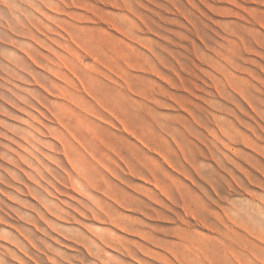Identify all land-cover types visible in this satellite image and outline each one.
<instances>
[{
	"label": "rangeland",
	"instance_id": "374dc122",
	"mask_svg": "<svg viewBox=\"0 0 264 264\" xmlns=\"http://www.w3.org/2000/svg\"><path fill=\"white\" fill-rule=\"evenodd\" d=\"M125 22L131 23V28ZM236 44L240 46L236 61L244 71L230 67L235 72L217 73V68L215 72V48L229 45L232 49ZM263 47L264 0H0V264H192L171 246L181 241L179 234L183 235L188 224L192 230L197 226V231L205 232L200 233L213 234L204 227V217L221 223L224 232L231 225L228 234H235L231 231L238 232L241 226L238 234L246 241L242 238L243 245L237 248L242 251L230 255L229 260L264 264ZM232 73L240 78H235V84L247 88L246 95L237 92L235 97H223L214 88L213 75L225 78ZM123 74L130 77L129 81ZM97 79L105 91L125 90L129 97L126 105L96 103ZM48 85L67 86L88 100L90 107L82 100L69 104L60 98L57 88L50 93L45 88ZM60 102L72 107L74 121L83 115L86 128L82 130L95 129L102 138L97 141V159L90 153L87 156L95 160L105 187L98 186L97 179L88 187L81 177L76 181L70 178V171L74 172L64 162V150L58 142L57 128L64 129L56 115ZM226 108L236 115L222 110ZM120 121L129 125L130 135L123 131ZM219 123L237 125L243 136L239 143H243L228 139ZM21 135L29 140H22ZM217 135L229 142L223 146ZM83 145L81 148L87 149L88 144ZM217 149L224 153H216ZM162 214L168 215L167 219ZM134 231L140 232L136 235ZM147 236L152 237L151 242Z\"/></svg>",
	"mask_w": 264,
	"mask_h": 264
},
{
	"label": "bare ground",
	"instance_id": "6f19581e",
	"mask_svg": "<svg viewBox=\"0 0 264 264\" xmlns=\"http://www.w3.org/2000/svg\"><path fill=\"white\" fill-rule=\"evenodd\" d=\"M169 1V0H168ZM189 21V20H188ZM126 23H129V22H125L124 23V25L126 26ZM130 24L131 23H129L128 25H129V27H130ZM253 25H255V24H253ZM132 27H133V25H131ZM221 27V26H220ZM219 27V28H220ZM131 28V27H130ZM195 28V27H194ZM226 28V27H225ZM28 29V28H27ZM127 29V28H126ZM221 30H222V28H221ZM227 30V29H226ZM229 32L230 33H235L236 31H233V30H229ZM225 33V32H224ZM242 34V33H241ZM258 34V33H257ZM198 35V34H197ZM203 35V34H202ZM217 36H219L218 34H216ZM204 36V35H203ZM221 36V35H220ZM261 36H262V34H261ZM222 37V36H221ZM252 37V36H251ZM71 38L73 39V40H75V41H77L74 37H72L71 36ZM237 38V37H236ZM229 40L231 39V38H228ZM254 39V38H253ZM222 40H224V39H222ZM250 40V39H249ZM255 40H256V38H255ZM206 41V40H205ZM233 41V40H232ZM237 41V40H236ZM74 42V41H73ZM219 42V41H218ZM226 42H227V40H226ZM229 43V42H228ZM227 43V44H228ZM236 43V42H235ZM234 43V44H235ZM248 43V42H247ZM255 43H256V41H255ZM217 44V43H216ZM77 45V44H76ZM218 45V44H217ZM248 45V44H247ZM79 46V45H78ZM227 46H229V45H227ZM227 46H223V45H220V47L219 48H215V51L217 50V53H215L216 55H217V57L218 58H216L217 60H215L214 59V57H213V61H212V63L214 64V66H215V69H214V71L216 70V68H217V73H220V72H222V71H228L229 72V69H230V67H232V68H234L235 70H237V71H241L242 72V70L244 69H242L241 68V66H240V64L236 61V59L239 57V51H238V49H240V46H239V44H236V46L234 45V47L236 48H228ZM244 46H245V44H244ZM84 47V49H85V46H83ZM243 47V46H242ZM261 47V46H260ZM225 48H227V49H225ZM244 48V47H243ZM242 48V49H243ZM253 48V47H252ZM264 48V47H263ZM195 49V48H194ZM194 49H192L193 50V52H194ZM88 50V49H87ZM244 50V49H243ZM211 51V50H210ZM246 51V50H245ZM254 51V50H253ZM261 52H262V50H260ZM264 51V50H263ZM192 52V51H191ZM250 52H252V51H250ZM255 52V51H254ZM254 52H252L253 54H254ZM204 53V52H203ZM246 53V52H245ZM251 53V54H252ZM193 54V53H192ZM241 54V53H240ZM194 55H195V53H194ZM203 55V54H202ZM257 55H258V53H257ZM256 55V56H257ZM72 56V55H71ZM108 56V55H107ZM116 57V56H115ZM114 57V58H115ZM128 57V56H127ZM130 57V56H129ZM197 57V56H196ZM209 57V56H208ZM259 57H262V56H259ZM74 58H75V55H74ZM78 58V56L75 58V59H77ZM118 58V57H117ZM198 58V57H197ZM240 58V57H239ZM258 58V57H257ZM119 59V58H118ZM118 59H116L118 62H119V60ZM131 59V58H130ZM243 59V58H242ZM261 59V58H260ZM92 61L94 60V59H91ZM114 60V62L116 61L115 59H113ZM113 60L111 59V61L113 62ZM121 61H122V58L120 59ZM125 60H128L127 58L125 59ZM196 60H198V59H196ZM240 60V59H239ZM244 60V59H243ZM116 61V62H117ZM124 61V60H123ZM200 61V60H199ZM94 62V61H93ZM113 62V63H114ZM127 62V61H126ZM130 62V61H129ZM202 62V61H201ZM200 62V63H201ZM245 62H247V61H245ZM244 62V63H245ZM248 63V62H247ZM67 64H68V62H67ZM111 64V66H112V63H110ZM118 63H116L115 64V66L117 65ZM204 64V63H203ZM69 65H70V63H69ZM103 65V64H102ZM119 65H120V63H119ZM123 65H124V62H123ZM210 64H208L207 66H209ZM252 65H253V63H252ZM255 65V64H254ZM253 65V66H254ZM65 66V65H64ZM105 66V65H104ZM110 66V67H111ZM118 66V65H117ZM258 66V65H257ZM256 66V67H257ZM69 67H74L73 65H70ZM113 67H114V64H113ZM120 67H122V66H119V68ZM190 67H192V66H190ZM211 67V66H210ZM209 67V68H210ZM258 67H260V66H258ZM257 67V68H258ZM61 68V67H60ZM75 68H76V66H75ZM74 68V69H75ZM107 68V67H106ZM105 68V69H106ZM115 68V67H114ZM118 68V67H117ZM232 68L230 69L232 72H235V71H233L232 70ZM261 68H262V66H261ZM109 69V68H108ZM122 69H123V67H122ZM190 69V68H189ZM197 69V68H196ZM212 69V68H211ZM264 69V68H263ZM70 69H68V71H69ZM120 70L121 69H119V72H120ZM126 69H124V71H125ZM205 70V69H204ZM247 70V69H246ZM260 70V69H259ZM262 70V69H261ZM107 71H109V70H107ZM110 71H112V70H110ZM123 71V70H122ZM123 71V72H124ZM244 71V70H243ZM70 72H71V70H70ZM113 72V71H112ZM192 72V71H191ZM216 72V71H215ZM240 72V73H241ZM246 72V71H245ZM248 72V71H247ZM246 72V73H247ZM263 72V71H262ZM108 73V72H107ZM121 73V72H120ZM128 74V71H125V73L124 74ZM213 72H211V74H212ZM231 73V72H230ZM250 73V72H249ZM113 74H115V72L113 73ZM123 74V75H124ZM189 74V73H188ZM204 74V73H203ZM238 74V73H237ZM248 74V73H247ZM64 76H66V74H63ZM62 75V76H63ZM75 75V74H74ZM106 75V74H105ZM116 75H118V74H116ZM122 75V74H121ZM209 75H210V73H209ZM232 75H233V73H232ZM248 75H251V74H248ZM263 75V74H262ZM130 76V75H129ZM191 76V75H190ZM208 76V75H207ZM211 76V75H210ZM209 76V77H210ZM223 76H224V74H223ZM251 76H253V75H251ZM107 77H110L109 75L107 76ZM111 77H114V76H112V74H111ZM120 78H121V76H119ZM124 77H125V75H124ZM194 77H195V74H194ZM206 77V76H205ZM208 77V78H209ZM90 78L91 77H89V80H90ZM125 78H127V77H125ZM130 77H128L127 78V80L129 79ZM196 78V77H195ZM197 78H200V77H197ZM202 78V77H201ZM235 78H238L239 80H240V78L239 77H237V75L235 76V74L232 76V77H228V76H226L225 78H223V77H220V76H218V75H213L212 76V80L214 81V85L216 86H214V88H216V90H217V92L219 93V94H221V95H224L223 97H225V95H227V96H229V97H235L234 95H238L237 94V92H242V93H245V95H246V92H247V88H244V87H241V86H239V85H237V84H235V82H234V80H235ZM251 78V77H250ZM255 79L257 78V77H254ZM111 79V78H110ZM113 79V78H112ZM123 80H124V78H122ZM187 79V78H186ZM261 79V78H260ZM201 80V79H200ZM257 80H258V78H257ZM257 80H256V82H257ZM129 81V80H128ZM180 81H181V79H180ZM191 81V80H190ZM212 81V82H213ZM243 81H244V79H243ZM245 81H246V79H245ZM244 81V82H245ZM100 81L97 79V100H98V102H96V103H100V104H102V105H104V106H107V105H110V106H114V105H116L117 103H119V104H124V105H126V103H127V98H129L128 97V95H127V92L125 91V90H121V91H119V92H116L117 91V89H114V90H110V91H105V89L103 90L102 89V87H100L101 86V83H99ZM182 82V81H181ZM184 82H186V81H184ZM205 82V81H204ZM261 82V81H260ZM126 83V82H125ZM131 83V82H130ZM245 83H247V85H249L248 84V82L246 81ZM259 83V82H258ZM132 84V83H131ZM210 84V83H209ZM260 84H262V82L260 83ZM100 85V86H99ZM246 85V84H245ZM246 85V86H247ZM40 86V85H39ZM42 86V85H41ZM126 86H128V85H126ZM213 86V85H212ZM55 86H51V85H48V86H45V88L47 89V90H49V92L50 93H52V91H53V89H58L59 91H60V94H61V96H60V98H62V99H65V100H67L68 101V103L69 104H75L74 102H77V101H79V100H82V102L86 105V106H88V107H90V105H89V101L88 100H86V99H83V97H81V96H78L77 94H75V92H72L67 86H61V85H59L58 87H55ZM176 87V86H175ZM196 87V86H195ZM211 87V86H210ZM248 87V86H247ZM42 88V87H41ZM128 88V87H127ZM185 88V87H184ZM197 88V87H196ZM123 89V88H122ZM178 89V88H177ZM198 89V88H197ZM201 89V88H200ZM190 90V89H189ZM90 91H91V89H90ZM125 91V92H124ZM43 92V91H42ZM57 92V91H56ZM55 92V93H56ZM114 92H116V94L114 93ZM234 94H233V93ZM95 93V92H94ZM208 93V92H207ZM44 94H46L45 92H43V93H41V95L42 96H44ZM241 94V93H240ZM210 95H211V93H210ZM214 95V94H213ZM212 95V97L214 98V96ZM88 96H89V94H88ZM91 96V95H90ZM96 96V95H95ZM209 96V95H208ZM242 96V95H241ZM241 96H239V97H241ZM211 97V96H210ZM222 97V96H221ZM243 97V96H242ZM248 97V96H247ZM34 98V97H33ZM38 98V97H37ZM206 98V97H205ZM35 100H37L36 98H34ZM34 99H32V101L31 102H35V100ZM210 99V98H209ZM208 99V100H209ZM243 99H245L244 97H243ZM34 100V101H33ZM93 100H94V98H93ZM225 100H227L226 98H225ZM224 100V101H225ZM205 101V100H204ZM228 101V100H227ZM231 101V100H230ZM229 101V102H230ZM206 102V101H205ZM209 102V101H208ZM248 102V101H247ZM67 102H60V104H59V108H60V111L59 112H56V115H57V117L59 116V118H60V123H59V125L61 124L63 127H64V129H66L65 131L67 132V130L69 129L70 131H71V133H65V131H64V129L62 130V129H60V128H57V134H58V142H60L62 145V147H63V154H64V156L66 157V159L64 158V162L66 163V165H68V167L70 168V170L72 169V171L74 172V174L73 173H71V171H70V178L71 179H74L75 178V181H76V179H80V177H81V182L83 181V184L85 185V186H90V184H91V181H92V179H94L95 181H96V179H97V185L98 186H103V187H105V185L106 184H104V182H103V180H100V178H102V176L100 177L99 176V169L97 168V164L95 165L94 163H93V161H95V160H91V159H89V157L87 156V153H90L95 159H97V141L99 140V139H102L101 137H100V135H98L97 134V130H95L94 129V131H91V130H87V132H85L84 130H82V127H83V125H84V123L86 122V121H81L82 120V116H77V120L76 121H74V116L72 115V113L71 112H74V110L72 109V107L71 106H69V104H68ZM129 103V102H128ZM233 103V102H232ZM231 102L229 103V104H232ZM210 104V103H209ZM234 104V103H233ZM210 105H212V104H210ZM219 105V104H218ZM220 105H221V103H220ZM235 105V104H234ZM85 106V107H86ZM216 106V105H215ZM222 106V105H221ZM77 107V106H76ZM84 107V108H85ZM87 107V108H88ZM213 107V106H212ZM237 106L235 105V108H236ZM45 108H47L48 110H50L49 109V107L48 106H45ZM117 108V107H116ZM203 108H204V106H203ZM206 108V107H205ZM217 108V107H216ZM220 108H222V107H220ZM238 108V107H237ZM240 108V107H239ZM100 109V108H99ZM227 109V108H226ZM226 109H222L223 111H225V112H228L229 114H231V113H233V112H231V111H229L228 109L226 110ZM251 109V108H250ZM79 110V109H78ZM103 110H105V109H103ZM117 110H119V108L117 109ZM203 110V109H202ZM205 110V109H204ZM203 110V111H204ZM254 110V109H253ZM106 111V110H105ZM108 111V110H107ZM114 111V110H113ZM206 111V110H205ZM209 111V110H208ZM258 111V110H257ZM84 112V111H83ZM88 112H89V109H88ZM91 112V111H90ZM207 112V111H206ZM231 112V113H230ZM256 112V111H255ZM93 113V112H92ZM109 113V112H108ZM124 113V112H123ZM208 113V112H207ZM74 114V113H73ZM191 114V113H190ZM213 114V113H212ZM211 114V115H212ZM234 115H236L235 113H233ZM255 114V113H254ZM256 114H258V113H256ZM126 115V114H125ZM214 115V114H213ZM212 115V116H213ZM234 115H233V117H234ZM262 115V114H261ZM261 115H259V116H261ZM203 116H204V114H203ZM215 116V115H214ZM213 116V117H214ZM45 117V116H44ZM258 117V116H257ZM210 118V117H209ZM212 118V117H211ZM210 118V119H211ZM203 119H206V117L204 116V118ZM213 119H215V118H213ZM217 119H218V117H217ZM261 119H263V118H261ZM118 120V119H117ZM207 120H208V118H207ZM212 120V119H211ZM237 120V119H236ZM264 120V119H263ZM215 121V120H214ZM105 122V121H104ZM188 122V121H187ZM195 122H197V121H195ZM194 122V123H195ZM208 122V121H207ZM207 122L205 123V124H207ZM221 122V121H220ZM263 122V121H262ZM119 123H121V121L119 122ZM182 123H184V122H182ZM190 123V122H189ZM238 123V122H237ZM34 124H35V122H34ZM122 124V123H121ZM163 124V123H162ZM191 124V123H190ZM189 124V125H190ZM211 124V123H210ZM230 124V123H229ZM37 125V124H36ZM57 125V124H56ZM123 125V124H122ZM121 125V126H122ZM185 125V124H184ZM217 125V124H216ZM258 125V124H257ZM38 126V125H37ZM114 126V125H113ZM112 126V127H113ZM124 128H123V131L124 132H126L128 135H130L131 134V131H130V129H129V125L127 124V123H124ZM122 126V127H123ZM182 126H183V124H182ZM218 126V125H217ZM237 126V125H236ZM236 126L235 125H231L230 124V126H226V125H220V123H219V129H220V131L221 132H223L225 135H227V136H229L228 137V139H231V141H233V142H235V143H239V141H241L240 140V138L239 137H241V135H240V132H239V130L238 129H236ZM36 127V126H35ZM50 127L51 128H54V126H52V125H50ZM171 127V126H170ZM204 127V126H203ZM206 127H207V125H206ZM206 127H204V128H206ZM46 128V127H45ZM83 128H86V127H83ZM117 128V127H116ZM188 128H189V126H188ZM41 129V128H40ZM47 129V128H46ZM103 129V128H102ZM192 129V128H191ZM194 129V128H193ZM192 129V130H193ZM208 129V128H207ZM206 129V130H207ZM258 129H260V128H258ZM262 129V128H261ZM53 130V129H52ZM187 130V129H186ZM209 130H211L212 131V129H209ZM208 130V131H209ZM263 130V129H262ZM30 132H32V131H30ZM53 132H54V130H53ZM56 132V131H55ZM194 132V131H193ZM197 132V131H196ZM210 132V131H209ZM217 132V131H216ZM237 132L239 133V136H238V134H237ZM155 133H156V131H155ZM186 133H188V132H186ZM217 133H219V131L217 132ZM263 133V132H262ZM27 134V133H26ZM36 134V133H35ZM253 134H255L254 132H253ZM29 135V134H28ZM31 135V134H30ZM29 135V136H30ZM37 135H38V133H37ZM56 135V134H55ZM110 135H112V134H110ZM132 135H133V133H132ZM156 135V134H155ZM179 135V134H178ZM197 135H198V132H197ZM199 135H201V134H199ZM214 135V134H213ZM26 136V135H25ZM25 136H23V135H21V136H19L20 138H22V140L24 139V140H26V141H28L29 139H26V138H24ZM52 136V135H51ZM134 136V135H133ZM166 136V135H165ZM182 136H184V135H182ZM181 136V137H182ZM215 136H216V134H215ZM215 136H213V137H215ZM84 137V138H83ZM217 137H218V139H221V141L223 142H220V144L222 143L223 144V146H224V143H227V142H229V140H226L227 142H225V139H224V137H222L221 135L219 136V135H217ZM243 137V136H242ZM242 137H241V139H242ZM136 138V137H135ZM180 138V137H179ZM188 138V137H187ZM208 138V137H207ZM255 138V137H254ZM256 138H258V137H256ZM263 138V137H262ZM262 138H260V139H262ZM34 139V137L32 138V140ZM183 139V138H182ZM181 139V140H182ZM244 139V138H243ZM35 140V139H34ZM138 140V139H137ZM140 140V139H139ZM205 140V139H204ZM207 140V139H206ZM209 140V139H208ZM214 140H216V139H214ZM264 140V139H263ZM152 141V140H151ZM174 141V140H173ZM218 141H220V140H218ZM230 141V142H231ZM258 141H259V139H258ZM84 142H86L87 144H88V146H87V149L86 148H84V149H82L81 148V146L82 147H84V145H83V143ZM139 142V141H138ZM201 142V141H200ZM211 142V141H210ZM209 142V143H210ZM12 143V142H11ZM167 143V142H166ZM176 143V142H175ZM185 143V142H184ZM218 143V142H217ZM216 143V144H217ZM243 143V142H242ZM241 143V144H242ZM26 144H28L27 142H26ZM50 144H52V143H50ZM142 144V143H141ZM192 144V143H191ZM216 144L214 145V146H216ZM232 144V143H231ZM240 144V143H239ZM238 144V145H239ZM240 144V145H241ZM133 145V144H132ZM136 145V144H135ZM196 145V144H195ZM218 145H219V143H218ZM232 145H234V144H232ZM236 145V144H235ZM20 146V145H19ZM31 146H32V144H31ZM121 146H122V144H121ZM144 146H145V144H144ZM212 147V144L211 145H209V147ZM222 146V145H221ZM227 146V145H226ZM225 146V147H226ZM29 147H30V145H29ZM36 147V146H35ZM107 147V146H106ZM145 147H147V146H145ZM197 147V146H196ZM201 147H203V149H204V146H201ZM228 147H230V149L228 148V150H231V146H228ZM257 147V146H256ZM20 148V147H19ZM22 148V147H21ZM34 148V147H33ZM36 148H38V147H36ZM206 148V147H205ZM216 148V147H215ZM218 148V147H217ZM29 149H32V148H29ZM49 149V148H48ZM146 149V148H145ZM144 149V150H145ZM225 149V148H224ZM233 149V148H232ZM264 149V148H263ZM263 149H261V152H262V150ZM23 150V149H22ZM35 150V149H34ZM147 150H148V147H147ZM155 150V149H154ZM226 150V149H225ZM224 150V151H225ZM24 151V150H23ZM36 151V150H35ZM198 151H199V149H198ZM201 151H203V150H201ZM206 151H208V150H205V152ZM213 151V150H212ZM217 151V152H216ZM215 152L216 153H219L218 152V149L216 150ZM223 151V150H222ZM222 151H221V153H222ZM27 152V151H26ZM215 152H213V153H215ZM229 152V151H228ZM232 152H234V151H232ZM231 152V153H232ZM16 153V152H15ZM144 153V152H143ZM198 153V152H197ZM196 153V154H197ZM212 153V152H211ZM215 153V154H216ZM220 153V154H221ZM224 153V152H223ZM222 153V154H223ZM235 153V152H234ZM237 153H239V152H237ZM264 153V152H263ZM262 153V154H263ZM145 154V153H144ZM203 154H204V151H203ZM159 155H160V153H159ZM198 155H200V154H198ZM206 155H207V153H206ZM205 155V156H206ZM219 155V154H218ZM225 155V154H224ZM261 155V154H260ZM40 156V155H39ZM91 156V157H92ZM161 156V155H160ZM216 156V155H215ZM222 156V155H221ZM237 156V155H236ZM19 157V156H18ZM162 157H164V156H162ZM209 157V155L207 156V158ZM211 157H214V155H212ZM217 157V156H216ZM240 157V156H239ZM32 158V157H31ZM44 158V157H43ZM93 158V159H94ZM218 158V157H217ZM221 158V157H220ZM219 158V159H220ZM225 158V157H224ZM261 158V157H260ZM42 159V158H41ZM106 159H107V157H106ZM120 159V158H119ZM161 159H163V160H165V157L164 158H161ZM208 159H210V158H208ZM222 159V158H221ZM227 159H228V157H227ZM232 159V158H231ZM237 159H238V157H237ZM167 160V159H166ZM215 160V159H214ZM224 160H226V159H224ZM233 160H234V158H233ZM242 159H240V161H241ZM16 161V160H15ZM32 161V160H31ZM33 161H34V159H33ZM227 161V160H226ZM231 161V160H230ZM229 161V162H230ZM240 161H239V166L241 167V163H240ZM97 162V161H96ZM152 161L150 160V163H151ZM156 162V161H155ZM215 162H217V159L215 160ZM232 162V161H231ZM237 162V161H236ZM166 163H168L167 161H166ZM222 163H223V161H222ZM225 163V162H224ZM25 164V163H24ZM100 164H103V163H101L100 162ZM114 164H115V162H114ZM169 165H170V163H168ZM218 164V163H217ZM226 164V163H225ZM233 164V163H232ZM242 164H243V162H242ZM27 165V164H26ZM126 165V164H125ZM167 165V164H166ZM191 165V164H190ZM219 165V164H218ZM227 165H229V167H230V164H227ZM127 166V165H126ZM172 166V165H171ZM221 166V165H220ZM224 166V165H223ZM223 166H222V168H223ZM42 167V166H41ZM258 167V166H257ZM104 168H106V167H104ZM148 168V167H147ZM154 168V167H153ZM215 168V167H214ZM217 168V167H216ZM222 168H220V169H222ZM219 169V168H218ZM225 170L226 169H228V166H227V168H224ZM258 169V168H257ZM128 170V169H127ZM173 170H174V168H173ZM176 170V169H175ZM233 170V169H232ZM244 170V169H243ZM35 171V170H34ZM108 171V170H107ZM179 171V170H178ZM245 171V170H244ZM164 172V171H163ZM228 172H229V170H228ZM87 173V175H84L85 177L83 178V174H86ZM126 173V172H125ZM128 173H129V171H128ZM133 173V172H132ZM131 173V174H132ZM183 173V172H182ZM181 173V174H182ZM233 173V172H232ZM241 173H243L242 171H241ZM137 174V173H136ZM152 174V173H151ZM184 174V173H183ZM246 174V173H245ZM30 175V174H29ZM32 175V174H31ZM112 175V174H111ZM167 175V174H166ZM185 175V174H184ZM152 176V175H151ZM241 176V175H240ZM240 176H238V178H236V179H240ZM185 177H187V175H185ZM222 177V176H221ZM224 177V176H223ZM242 177V176H241ZM249 177V176H248ZM116 178V177H115ZM114 178V179H115ZM119 178V177H118ZM144 178V177H143ZM170 178V177H169ZM251 178V177H250ZM264 178V177H263ZM137 179V178H136ZM168 179V178H167ZM189 179V178H188ZM226 179V178H225ZM246 179V178H245ZM144 180H146V179H144ZM148 180V179H147ZM165 180V179H164ZM190 180H191V178H190ZM208 180V179H207ZM247 180V179H246ZM252 180V179H251ZM114 181V180H113ZM155 181V180H154ZM193 181V180H192ZM206 181V180H205ZM239 181V180H238ZM121 182V181H120ZM144 183H145V181H143ZM150 182V181H149ZM208 182V181H207ZM225 182H226V180H225ZM224 182V183H225ZM228 182V181H227ZM153 184H155V182H152ZM238 183V182H237ZM77 184V183H76ZM79 184V183H78ZM172 184V183H171ZM195 184V183H194ZM239 184V183H238ZM94 185V184H93ZM143 184H141V186H142ZM152 185V184H151ZM155 185H157V184H155ZM208 185H210V184H208ZM228 185H230V184H228ZM239 185H241V183L239 184ZM80 186V185H79ZM95 186V185H94ZM120 186V185H119ZM129 186V185H128ZM172 186V185H171ZM211 186V185H210ZM115 187V186H114ZM154 187V186H153ZM157 187H158V189L160 188L158 185H157ZM230 187V186H229ZM40 188V187H39ZM81 188V187H80ZM84 188V187H83ZM92 188V187H91ZM129 188H131L130 186H129ZM133 188V187H132ZM150 189V188H149ZM215 189V188H214ZM213 189V190H214ZM234 189V188H233ZM81 190V189H80ZM133 190V189H132ZM135 190V189H134ZM95 191V190H94ZM102 191V190H101ZM139 191V190H138ZM150 191V190H149ZM158 191V190H157ZM159 191H160V189H159ZM171 191V190H170ZM215 191V190H214ZM232 191V190H231ZM77 192V191H76ZM98 192H100V191H98ZM106 192H108V193H110L109 192V190H107L106 189ZM134 192V191H133ZM143 192H144V190H143ZM161 192V191H160ZM178 192V191H177ZM236 192V191H235ZM79 193V192H78ZM161 193H163V190H162V192ZM144 194V193H143ZM165 194V193H164ZM163 194V195H164ZM140 195V194H139ZM148 195H149V193H148ZM147 195V196H148ZM142 196V195H141ZM150 196V195H149ZM182 196H184V195H182ZM191 196H193V195H191ZM225 196V195H224ZM132 197H134V196H132ZM144 197V196H143ZM162 197V196H161ZM168 198H169V196H167ZM170 197H172L171 195H170ZM174 197V196H173ZM178 197H181L180 195L178 196ZM85 198V197H84ZM137 198V197H136ZM164 198V197H163ZM166 198V197H165ZM183 198V197H182ZM229 197L227 196V199H228ZM139 199V198H138ZM149 199H152V198H149ZM180 199V198H179ZM220 199V198H219ZM87 200V199H86ZM178 200V199H177ZM191 200V199H190ZM225 200V199H224ZM45 201V200H44ZM131 201V200H130ZM134 201V200H133ZM139 201V200H138ZM156 201V200H155ZM154 201V202H155ZM169 201V200H168ZM171 201H173L172 200V198H171ZM153 202V203H154ZM158 201H156L155 203H157ZM173 202H175V201H173ZM180 202V201H179ZM187 202V201H186ZM186 202H184V204L186 203ZM191 202V201H190ZM189 202V203H190ZM46 203H47V201H46ZM90 203V202H89ZM92 203V205H96V204H93L94 202H91ZM115 203H116V201H115ZM142 203V202H141ZM233 203V202H232ZM231 203V204H232ZM119 204H121V203H119ZM143 204V203H142ZM179 205H181V203H178ZM88 205V204H87ZM126 205V204H125ZM138 205V204H137ZM146 205V204H145ZM145 205H143V206H145ZM160 205H161V203H160ZM216 205V204H215ZM233 206L235 205V204H232ZM120 206V205H119ZM135 206V205H134ZM162 207H163V205H161ZM173 206H174V204H173ZM173 206H172V208H173ZM188 206V205H187ZM186 206V207H187ZM193 206V205H192ZM192 206H190V207H192ZM236 206V205H235ZM234 206V207H235ZM44 207V206H43ZM52 207V206H51ZM63 207V206H62ZM122 207H126V206H122ZM148 207V206H147ZM167 207V206H166ZM166 207H163V208H166ZM175 207H176V205H175ZM177 207H178V205H177ZM91 208V207H90ZM106 208V207H105ZM115 208H116V206H115ZM129 208V207H128ZM131 208V207H130ZM133 208V207H132ZM142 208V207H141ZM153 208V207H152ZM168 208V207H167ZM185 207H183V209H184ZM58 209V208H57ZM118 209H119V207H118ZM127 209V207L125 208V210ZM144 209V208H143ZM155 209V208H154ZM179 209H181V208H179ZM226 209V208H225ZM130 210V209H129ZM128 210V211H129ZM137 210H139V209H137ZM142 210V209H141ZM150 210H151V208H150ZM167 210H169V209H166L165 211H167ZM173 209H171L170 211L171 212H173L172 211ZM175 210V209H174ZM176 210H178V209H176ZM196 210V209H195ZM146 211V210H145ZM180 211V210H179ZM181 211H182V209H181ZM188 211H190L189 209H188ZM194 211V210H193ZM57 212V211H56ZM59 212H62V211H59ZM114 212H115V209H114ZM113 212V213H114ZM136 211H134V213H135ZM138 212H144V211H138ZM176 212H178V211H176ZM224 212V211H223ZM228 212V210L226 211V213ZM120 213H122V211L120 212ZM156 213H159V212H156ZM156 213H154V214H156ZM164 213V212H163ZM184 213L186 214V215H188L187 213H186V211H184ZM184 213H182V214H184ZM226 213H223V214H226ZM229 213V212H228ZM236 213H237V211H236ZM140 214V213H139ZM138 214V215H139ZM148 214V212L147 213H145V215H146V217L148 216L147 215ZM167 214V213H166ZM166 214H164V215H166ZM170 214V213H169ZM172 214V213H171ZM170 214V215H171ZM175 214V213H174ZM179 214V213H178ZM193 214V213H192ZM191 214V211H190V215H192ZM196 214V213H195ZM232 215H233V213H231ZM230 214V215H231ZM235 214V213H234ZM117 215V214H116ZM125 215H127V214H125ZM125 215L123 214V216L125 217ZM129 215V214H128ZM127 215V216H128ZM145 215H143L144 217H145ZM161 215V214H160ZM159 215V216H160ZM163 215V214H162ZM163 215V216H164ZM186 215H184V216H186ZM197 215V214H196ZM221 215V214H220ZM231 215V216H232ZM112 216H113V214H112ZM142 216V215H141ZM156 216V215H155ZM167 216L168 215H166V219H167ZM174 216V215H173ZM176 216H178V215H176ZM180 216V215H179ZM182 216V215H181ZM193 216V215H192ZM116 217V216H115ZM129 218H130V215L128 216ZM134 217H135V215H134ZM189 217V216H188ZM195 218H198V217H196V216H194ZM220 217V216H219ZM94 218V217H93ZM121 218V217H120ZM127 218V217H126ZM129 218H127V219H129ZM149 218H151V217H149ZM155 218H157V217H155ZM180 218H182V217H180ZM190 218V217H189ZM232 218H233V216H232ZM125 219V218H124ZM160 219V218H159ZM162 219V218H161ZM160 219V220H161ZM170 219H172V218H170ZM169 219V220H170ZM176 219V218H175ZM183 220H185L184 218H182ZM222 219V218H221ZM225 219H227L228 220V218H226L225 217ZM236 218L234 217V220H235ZM120 220V219H119ZM181 220V219H180ZM179 220V221H180ZM198 220V219H197ZM200 220V219H199ZM232 220V219H231ZM132 221V220H131ZM145 221V220H144ZM167 221V220H166ZM186 221V220H185ZM184 221V222H185ZM202 223L204 224V227H207V229H209V230H211L212 232H214L213 234H211V235H209V234H202V233H200V232H203V233H205L204 232V230L203 231H200V229H198L199 231H197V226H196V228L194 227L193 228V230L191 229L192 227L188 224V227L186 228V230L184 231V233H183V235L181 236L180 234H179V238L181 239V241H177V242H175L172 246H171V248L173 247V249H172V251H175V252H177L178 254H180V258H184V259H187L190 263H192V264H207V262H209V264H226L225 262H230V263H228V264H233V262L232 261H235L234 263L236 264V259L235 260H229L230 259V255H235V254H237L238 255V252H241L242 250H239V249H237V248H240L241 249V247H242V245H243V239L246 241V239H245V237H243L242 236V238H241V233H239L238 234V232H239V228L241 227H238V232L237 231H231V232H234L235 234H228L227 232H229L230 233V231H227V229L231 226L230 224V226L228 227V228H226V231L224 232V228L222 229V227H220L219 226V224L221 225V223H218V222H214V221H209L208 220V217H204L202 220ZM226 221V220H225ZM240 221V220H239ZM107 222V221H106ZM108 222L110 223V221L108 220ZM112 222V221H111ZM120 222H122V220L120 221ZM123 222H126V221H123ZM141 222V221H140ZM139 222V223H140ZM152 222H153V220H152ZM160 222V221H159ZM167 222H169V221H167ZM176 222V221H175ZM181 222H183V221H181ZM181 222H180V224L179 225H181ZM190 222H191V220H190ZM195 222V221H194ZM198 222V221H197ZM200 222V221H199ZM221 222V221H220ZM229 222V221H228ZM234 222V221H233ZM235 222H236V220H235ZM131 223V222H130ZM136 223H137V221H136ZM173 223V222H172ZM187 223V222H186ZM237 223H238V219H237ZM242 223H244L243 221H242ZM114 224V223H113ZM112 224V225H113ZM160 224V223H159ZM165 224V223H164ZM168 224V223H167ZM176 224V223H175ZM178 224V223H177ZM194 224V223H193ZM193 224H191L192 226H193ZM234 224V223H233ZM110 225V224H109ZM115 225V224H114ZM117 225V224H116ZM125 225V224H124ZM128 225H129V223H128ZM134 225H136V224H134ZM139 225H141V227H143V225H142V223L141 224H139ZM174 225V224H173ZM187 225V224H186ZM201 225V224H200ZM223 225V224H222ZM234 225H236V223L234 224ZM238 225V224H237ZM244 225V224H243ZM242 225V226H243ZM246 225V224H245ZM120 226V225H119ZM144 226H145V224H144ZM149 226V225H148ZM157 226V225H156ZM159 226V225H158ZM182 226H184V225H182ZM226 226V225H225ZM247 226V225H246ZM116 227V226H115ZM147 227V226H146ZM145 227V228H146ZM161 227V226H160ZM164 227V226H163ZM236 227V226H235ZM244 227V226H243ZM118 228V227H117ZM122 228V227H121ZM132 228V227H131ZM130 228V230H132ZM138 228V227H137ZM150 228H151V226H150ZM152 228H154V229H156V227H154V226H152ZM162 228V227H161ZM160 228V229H161ZM185 228V227H184ZM231 228H233L232 226H231ZM115 229V228H114ZM168 229V228H167ZM180 229V228H179ZM182 229H183V227H182ZM196 229V230H195ZM206 229V230H207ZM243 229V228H242ZM118 230V229H117ZM172 230H174V229H172ZM171 230V231H172ZM181 230V229H180ZM244 230V229H243ZM245 230H246V228H245ZM73 231V230H72ZM71 231V232H72ZM75 231V230H74ZM121 231V230H120ZM122 231H123V229H122ZM155 231H157V230H155ZM159 231V230H158ZM157 231V232H158ZM161 231V230H160ZM162 231H165V230H162ZM170 230L169 231H167L168 233L169 232H171ZM211 231H209V232H211ZM241 231V230H240ZM251 230H249V232H250ZM124 232V231H123ZM132 232V231H131ZM130 232V233H131ZM139 232L140 231H138V234H139ZM154 232V231H153ZM247 232V231H246ZM252 232V231H251ZM134 233L136 234V235H138L137 234V232L136 231H134ZM161 233V232H160ZM171 233H173V232H171ZM208 233V232H207ZM131 234H133V233H131ZM159 234V233H158ZM162 234H164V233H162ZM176 234L177 233H175V236H176ZM249 234V233H248ZM165 235V234H164ZM71 236V235H70ZM94 236V235H93ZM135 236V235H134ZM146 236V235H145ZM254 236V235H253ZM92 237V236H91ZM140 237H141V235H140ZM148 238H149V240L152 238L151 236H147ZM166 237H167V235H166ZM255 237V236H254ZM258 237V236H257ZM110 238V237H109ZM113 238V237H112ZM143 238V237H142ZM159 238H161V237H159ZM158 238V241L160 242L161 240ZM171 238V237H170ZM113 239H115V238H113ZM147 238H144V242H145V240H146ZM154 239V238H153ZM162 239V238H161ZM256 239H258V238H256ZM72 240H73V238H72ZM85 240V239H84ZM148 240V241H149ZM167 240H169V239H167ZM172 240V239H171ZM154 241V240H153ZM152 241V242H153ZM173 241V240H172ZM171 241V242H172ZM91 242H92V240H91ZM150 242H151V240H150ZM165 242V241H164ZM170 244H171V242L170 241H168ZM174 242V241H173ZM172 242V243H173ZM101 243V242H100ZM154 243V242H153ZM103 244H104V242H103ZM86 245V244H85ZM160 245V244H159ZM166 245V244H165ZM245 245H246V243H245ZM163 246V245H162ZM88 247V246H87ZM164 247V246H163ZM163 247H161V248H163ZM166 247H167V245H166ZM246 248H247V246H246ZM138 249V248H137ZM165 249V248H164ZM167 249V248H166ZM165 249V250H166ZM128 250V249H127ZM169 250V249H168ZM171 250V249H170ZM90 251V250H89ZM166 252H167V250H166ZM169 252V251H168ZM171 252V251H170ZM169 252V253H170ZM168 253V254H169ZM172 253V255H173V252H171ZM240 254V253H239ZM170 255V254H169ZM168 255V256H169ZM172 255H171V257H172ZM176 255V254H175ZM176 256H179V255H176ZM233 257V256H232ZM231 257V258H232ZM238 257V256H237ZM176 258V260H177V257H175ZM239 258V257H238ZM173 259V258H172ZM171 258H170V261L172 260ZM234 259V258H233ZM240 259V258H239ZM174 261H175V259H174ZM180 261V260H179ZM166 263H167V261H165ZM172 262V261H171ZM170 262V263H171ZM178 262V261H177ZM242 263V262H241ZM171 264H173V262L171 263ZM175 264V263H174ZM177 264V263H176ZM179 264H181V262H179ZM184 264V263H183Z\"/></svg>",
	"mask_w": 264,
	"mask_h": 264
}]
</instances>
